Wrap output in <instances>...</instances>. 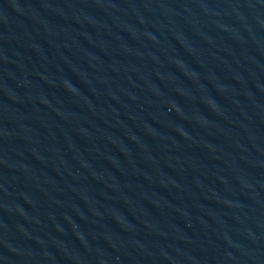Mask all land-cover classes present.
Masks as SVG:
<instances>
[{
    "label": "water",
    "instance_id": "obj_1",
    "mask_svg": "<svg viewBox=\"0 0 264 264\" xmlns=\"http://www.w3.org/2000/svg\"><path fill=\"white\" fill-rule=\"evenodd\" d=\"M0 264H264V0H0Z\"/></svg>",
    "mask_w": 264,
    "mask_h": 264
}]
</instances>
